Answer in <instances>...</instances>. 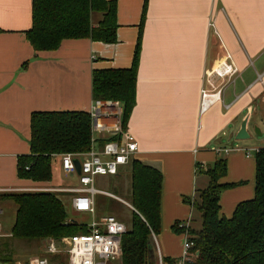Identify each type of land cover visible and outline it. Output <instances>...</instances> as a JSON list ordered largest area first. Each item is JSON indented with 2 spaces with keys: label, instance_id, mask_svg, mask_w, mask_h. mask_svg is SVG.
<instances>
[{
  "label": "crops",
  "instance_id": "1",
  "mask_svg": "<svg viewBox=\"0 0 264 264\" xmlns=\"http://www.w3.org/2000/svg\"><path fill=\"white\" fill-rule=\"evenodd\" d=\"M144 5L145 0H118L116 43L65 39L57 50L36 52L25 34L32 26V0H0V188L38 183L17 174L18 158L30 153L33 112H89L93 69L132 65ZM226 61L237 72L216 80L221 98L201 111L209 74ZM263 120L264 0H148L128 128L139 144L136 158L163 172V256L182 255L183 247L178 252L171 241L184 235L171 227L193 214L185 197L209 184L206 174H197L198 163L206 170L227 158L224 216L254 198V154L260 147L236 135L247 121L253 138Z\"/></svg>",
  "mask_w": 264,
  "mask_h": 264
},
{
  "label": "trees",
  "instance_id": "2",
  "mask_svg": "<svg viewBox=\"0 0 264 264\" xmlns=\"http://www.w3.org/2000/svg\"><path fill=\"white\" fill-rule=\"evenodd\" d=\"M118 0H32V26L25 31L36 52L57 50L65 39L88 38L107 44L117 42ZM148 0L140 24V33L132 65L128 68H95L92 72L94 99L120 100L124 106V126L137 102L138 69L143 23ZM27 62L23 64V69ZM91 117L88 111H35L31 114L30 153L18 158L20 179L34 182L54 180L56 155L81 154L91 148ZM256 189L253 199L240 202L229 218L221 214L220 197L229 187L221 182L227 175V158H217L206 170L197 164V174H206L209 184L198 189L185 201L198 211L202 227L187 229L177 221L172 229L187 232L198 256L188 264H264V148L255 152ZM131 185L126 200L131 218L123 236V254L119 264H148L153 235L162 231L161 196L163 172L158 166L135 158L130 163ZM57 170H61L59 166ZM118 176V175H116ZM74 185V183H73ZM12 200L17 205L11 238L16 241L61 242L65 236L85 233L87 224L70 219L59 191H25L0 193V202ZM12 242H0V263L16 264ZM58 259L57 255H50ZM165 264H177L178 258L164 256Z\"/></svg>",
  "mask_w": 264,
  "mask_h": 264
},
{
  "label": "built area",
  "instance_id": "3",
  "mask_svg": "<svg viewBox=\"0 0 264 264\" xmlns=\"http://www.w3.org/2000/svg\"><path fill=\"white\" fill-rule=\"evenodd\" d=\"M237 72L233 63L222 62L209 74L207 88L202 90L201 111H205L212 103L221 98V88L217 85L218 78L232 77ZM91 117V148L81 154L66 153L61 157L60 167L67 175L76 174V184L68 189H51L67 191L72 194L71 203L76 212L88 213L92 221L87 224L85 233L65 236L61 242L54 239L48 241L47 253L57 255L58 259L48 256L32 257L16 264H116L123 254L122 241L127 232V225L117 216L106 213L98 215V195H108V191L96 186L97 177L103 175L115 176L122 167L129 166L136 158L139 144L136 137L124 126V106L114 99H97L89 111ZM259 149L256 150V152ZM229 153L231 149L224 150ZM250 153V152H249ZM74 159L80 161V173L77 172ZM7 188H0L5 192ZM118 199V198H117ZM4 211L0 208V236L4 230ZM190 219L182 221L180 228L187 229ZM184 249L177 264L192 263L198 256L193 251V243L184 232ZM155 242L156 264H165L164 256ZM1 264V263H0Z\"/></svg>",
  "mask_w": 264,
  "mask_h": 264
},
{
  "label": "rangeland",
  "instance_id": "4",
  "mask_svg": "<svg viewBox=\"0 0 264 264\" xmlns=\"http://www.w3.org/2000/svg\"><path fill=\"white\" fill-rule=\"evenodd\" d=\"M96 100L97 99H94V101ZM258 129L257 128L254 129L255 132H254L253 138H248V139L240 140V141H245L247 145H251L254 148H258V147L264 148V120L260 123V125L258 126ZM255 155L256 154H254V156ZM61 157L62 155H56L53 161V164H54L53 166H56L54 180L52 179L51 181H48V182H39L37 184H34L32 186H27L25 188H17V189L8 190L5 192H0V193L25 192V191H51V189L70 188L71 186H73V183L77 181V177H76V174H72L70 176L62 172V170H57V168L60 166V163H61ZM130 185H131L130 166L122 167L121 173L118 174V176L116 175L115 176H111V175L98 176L96 186L108 191L109 194L116 196V198H114L108 195H98L97 197L98 215L110 213V214L117 216L119 219H122L125 222H128L131 218L132 211H131L130 206L127 205L128 203H125L126 200L125 202H123L124 201L123 198L125 199L128 198V192L130 191L129 190ZM116 186L120 188V191L117 192V194L123 198L115 194ZM52 191H55V190H52ZM60 194L65 203L66 210H67V213L70 219H74V220L79 221L80 223H85V224H88L92 221V216L90 214L79 213L73 209L72 203H71L72 194L70 192L61 191ZM0 208L4 211L3 216H2L3 221H4V230L0 236V242L2 241L12 242L13 249H16L17 251L16 253L17 261H24L32 257H44L47 253V246H48L47 241L45 242L34 241L31 243H27L26 241L12 240L10 233H11L12 225L14 224L17 205L12 200L6 199L0 202ZM192 226L194 229H197V230H199L202 227V218L198 211L193 212ZM176 234L183 235L179 233H176ZM163 235H164V238H166V234H163ZM163 235H161L160 233L156 237L158 239L157 240L158 244H160L159 246L162 249V253L165 255L166 251L162 247L163 246V240H162ZM184 239H185L184 236L176 238L175 240L167 238L168 241L172 240L171 241L173 245L172 247L178 252L181 251V249H179L180 245L184 249ZM154 245H155V242H154ZM154 249H156V247ZM119 263L120 261L116 262V264H119Z\"/></svg>",
  "mask_w": 264,
  "mask_h": 264
},
{
  "label": "water",
  "instance_id": "5",
  "mask_svg": "<svg viewBox=\"0 0 264 264\" xmlns=\"http://www.w3.org/2000/svg\"><path fill=\"white\" fill-rule=\"evenodd\" d=\"M236 137L238 139H248L250 138V134L247 130V121H243L241 129L237 133ZM74 163L77 169V172L80 173V161L79 159H74ZM3 264V263H1ZM148 264H156V258H155V251L151 248L150 255H149V263Z\"/></svg>",
  "mask_w": 264,
  "mask_h": 264
}]
</instances>
